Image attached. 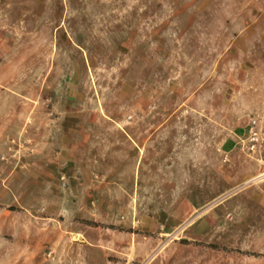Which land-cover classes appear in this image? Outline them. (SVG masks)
<instances>
[{
    "label": "rangeland",
    "instance_id": "1",
    "mask_svg": "<svg viewBox=\"0 0 264 264\" xmlns=\"http://www.w3.org/2000/svg\"><path fill=\"white\" fill-rule=\"evenodd\" d=\"M262 150L264 0H0V264H196Z\"/></svg>",
    "mask_w": 264,
    "mask_h": 264
},
{
    "label": "crops",
    "instance_id": "2",
    "mask_svg": "<svg viewBox=\"0 0 264 264\" xmlns=\"http://www.w3.org/2000/svg\"><path fill=\"white\" fill-rule=\"evenodd\" d=\"M263 152H259L260 158ZM256 183L264 189V182ZM248 184L233 185L230 188L238 192L222 199L212 198V202L195 209L199 243L196 264H210V259L211 264H264V196L254 195ZM191 216L187 207L180 208L176 217L168 218V233L179 229L189 231L193 225L189 223Z\"/></svg>",
    "mask_w": 264,
    "mask_h": 264
},
{
    "label": "built area",
    "instance_id": "3",
    "mask_svg": "<svg viewBox=\"0 0 264 264\" xmlns=\"http://www.w3.org/2000/svg\"><path fill=\"white\" fill-rule=\"evenodd\" d=\"M256 125H257V122L253 121L249 129V136L247 139L248 143L250 144L248 149L251 153H256L257 151H259L258 145H259L260 139H259V133L256 131Z\"/></svg>",
    "mask_w": 264,
    "mask_h": 264
}]
</instances>
